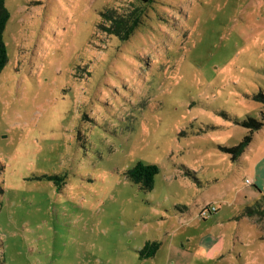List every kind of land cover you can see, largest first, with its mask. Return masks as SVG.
I'll return each mask as SVG.
<instances>
[{
	"label": "rangeland",
	"instance_id": "1",
	"mask_svg": "<svg viewBox=\"0 0 264 264\" xmlns=\"http://www.w3.org/2000/svg\"><path fill=\"white\" fill-rule=\"evenodd\" d=\"M4 2L0 264H264V0Z\"/></svg>",
	"mask_w": 264,
	"mask_h": 264
},
{
	"label": "trees",
	"instance_id": "2",
	"mask_svg": "<svg viewBox=\"0 0 264 264\" xmlns=\"http://www.w3.org/2000/svg\"><path fill=\"white\" fill-rule=\"evenodd\" d=\"M142 3H149L152 0H138ZM112 9L104 13L107 20L110 22L109 26L103 25L102 28L109 34L119 37L122 41L127 40L134 32L139 23V16L135 11L128 12L127 14H119ZM9 19V11L5 6L4 0H0V72L7 63V45L3 38L4 29ZM257 99L264 103V92H260ZM242 125L248 127L249 132L243 138V140L230 148L224 149L226 152L232 155V159L237 160L242 153L246 150L252 141V135L254 131L264 126V112L262 113V119L260 121L249 118L247 122H243ZM159 172V167L156 164L144 163L138 161L132 168L125 171V175L133 183L139 185V188L144 191H149L153 187L154 177ZM2 191L0 187V192ZM264 198V195H263ZM259 205V204H258ZM258 210L247 208L246 213L253 215L259 213ZM253 213V214H252ZM159 244L157 242H146L141 252H146L148 256H152L157 250Z\"/></svg>",
	"mask_w": 264,
	"mask_h": 264
},
{
	"label": "built area",
	"instance_id": "3",
	"mask_svg": "<svg viewBox=\"0 0 264 264\" xmlns=\"http://www.w3.org/2000/svg\"><path fill=\"white\" fill-rule=\"evenodd\" d=\"M211 208H207L208 210H205V211H208L209 212V211H211ZM213 210L216 211V209L214 207H213ZM205 211H203V212H205Z\"/></svg>",
	"mask_w": 264,
	"mask_h": 264
}]
</instances>
